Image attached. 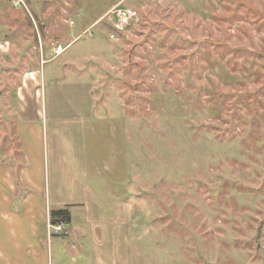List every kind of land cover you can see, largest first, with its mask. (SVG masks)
Returning <instances> with one entry per match:
<instances>
[{
	"label": "rangeland",
	"instance_id": "rangeland-1",
	"mask_svg": "<svg viewBox=\"0 0 264 264\" xmlns=\"http://www.w3.org/2000/svg\"><path fill=\"white\" fill-rule=\"evenodd\" d=\"M26 1L25 27L61 46L103 8L139 14L115 41L101 20L64 54L89 70L97 103L124 117V169L142 195L130 199L141 211L131 215L133 264H264V0ZM7 5L4 26L14 24ZM10 161L0 166L5 207L10 183L26 186L15 182L26 164Z\"/></svg>",
	"mask_w": 264,
	"mask_h": 264
},
{
	"label": "crops",
	"instance_id": "crops-1",
	"mask_svg": "<svg viewBox=\"0 0 264 264\" xmlns=\"http://www.w3.org/2000/svg\"><path fill=\"white\" fill-rule=\"evenodd\" d=\"M11 11L15 25L4 26L0 16V134L10 136L6 152L0 142V166L19 155L26 166L15 169V182L26 186L10 183L15 201L0 206V264H133L131 215L141 211L130 199L142 195L131 191L124 169V117L97 103L89 70L64 55L77 36L64 33V50L53 56L60 42L35 37L26 14ZM54 60L57 67L48 66ZM37 143L38 166L30 155ZM64 206L71 211L67 233L49 236L50 211Z\"/></svg>",
	"mask_w": 264,
	"mask_h": 264
},
{
	"label": "built area",
	"instance_id": "built-area-1",
	"mask_svg": "<svg viewBox=\"0 0 264 264\" xmlns=\"http://www.w3.org/2000/svg\"><path fill=\"white\" fill-rule=\"evenodd\" d=\"M8 4L11 8L24 11L29 14L28 4L26 0H0ZM30 15V14H29ZM99 20H103L104 28L106 31V36L110 40H117L118 36L126 31L132 24H135L139 21L138 12L130 7L121 6L120 4L113 5L110 7ZM96 21L93 25H96ZM69 25L73 24V21L68 22ZM64 50V47L57 45L54 48L53 56L61 54ZM48 233L50 235L60 234L66 235L67 230L64 227V223H49L48 224Z\"/></svg>",
	"mask_w": 264,
	"mask_h": 264
},
{
	"label": "trees",
	"instance_id": "trees-1",
	"mask_svg": "<svg viewBox=\"0 0 264 264\" xmlns=\"http://www.w3.org/2000/svg\"><path fill=\"white\" fill-rule=\"evenodd\" d=\"M107 9H102L98 14H96L94 17V19L89 22V26H91L90 24L94 23L95 21H97L100 16L103 14V12H105ZM96 17V18H95ZM91 19H89L90 21ZM101 22V20L99 21ZM88 25L87 27H83V28H80L78 27V29L80 30L79 33L77 34L78 36L83 33L87 28H88ZM70 218H71V211H70V208L67 207V206H64V207H59L57 209H52L50 211V222L55 224V223H64V224H67L69 223L70 221Z\"/></svg>",
	"mask_w": 264,
	"mask_h": 264
}]
</instances>
